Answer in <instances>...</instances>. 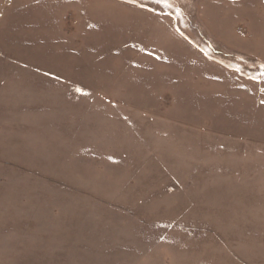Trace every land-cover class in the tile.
I'll list each match as a JSON object with an SVG mask.
<instances>
[{
	"label": "rangeland",
	"instance_id": "374dc122",
	"mask_svg": "<svg viewBox=\"0 0 264 264\" xmlns=\"http://www.w3.org/2000/svg\"><path fill=\"white\" fill-rule=\"evenodd\" d=\"M0 0V264H264V0Z\"/></svg>",
	"mask_w": 264,
	"mask_h": 264
},
{
	"label": "snow or ice",
	"instance_id": "6c2138e0",
	"mask_svg": "<svg viewBox=\"0 0 264 264\" xmlns=\"http://www.w3.org/2000/svg\"><path fill=\"white\" fill-rule=\"evenodd\" d=\"M155 3L157 4H164L165 6L170 7L171 4L169 3V0H154Z\"/></svg>",
	"mask_w": 264,
	"mask_h": 264
}]
</instances>
